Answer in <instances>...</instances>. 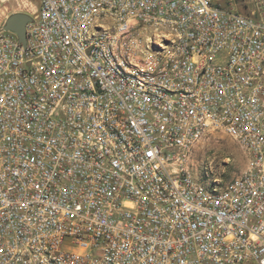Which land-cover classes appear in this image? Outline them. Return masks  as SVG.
Wrapping results in <instances>:
<instances>
[{"label":"built area","instance_id":"2783aa9c","mask_svg":"<svg viewBox=\"0 0 264 264\" xmlns=\"http://www.w3.org/2000/svg\"><path fill=\"white\" fill-rule=\"evenodd\" d=\"M35 1L0 30V264H264V0ZM213 132L224 182L188 162Z\"/></svg>","mask_w":264,"mask_h":264},{"label":"rangeland","instance_id":"374dc122","mask_svg":"<svg viewBox=\"0 0 264 264\" xmlns=\"http://www.w3.org/2000/svg\"><path fill=\"white\" fill-rule=\"evenodd\" d=\"M35 5V0H0V30L11 13H30ZM188 162L192 170L203 177L224 182L239 174L245 165V157L230 137L213 132L195 143Z\"/></svg>","mask_w":264,"mask_h":264},{"label":"water","instance_id":"95a60500","mask_svg":"<svg viewBox=\"0 0 264 264\" xmlns=\"http://www.w3.org/2000/svg\"><path fill=\"white\" fill-rule=\"evenodd\" d=\"M32 17L30 14L22 11L13 12L4 21L2 28L4 30H11L16 33L18 40L25 45L26 44V34L25 26L26 23L31 21Z\"/></svg>","mask_w":264,"mask_h":264}]
</instances>
